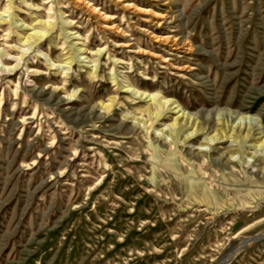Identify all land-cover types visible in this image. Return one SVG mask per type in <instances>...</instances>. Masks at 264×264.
<instances>
[{"label": "rangeland", "instance_id": "rangeland-1", "mask_svg": "<svg viewBox=\"0 0 264 264\" xmlns=\"http://www.w3.org/2000/svg\"><path fill=\"white\" fill-rule=\"evenodd\" d=\"M0 264H264V0H0Z\"/></svg>", "mask_w": 264, "mask_h": 264}, {"label": "water", "instance_id": "water-1", "mask_svg": "<svg viewBox=\"0 0 264 264\" xmlns=\"http://www.w3.org/2000/svg\"><path fill=\"white\" fill-rule=\"evenodd\" d=\"M254 238V237H253Z\"/></svg>", "mask_w": 264, "mask_h": 264}]
</instances>
